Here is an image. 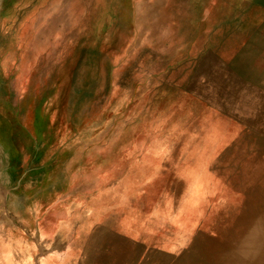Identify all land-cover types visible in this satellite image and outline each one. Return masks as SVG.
<instances>
[{
	"label": "rangeland",
	"instance_id": "rangeland-1",
	"mask_svg": "<svg viewBox=\"0 0 264 264\" xmlns=\"http://www.w3.org/2000/svg\"><path fill=\"white\" fill-rule=\"evenodd\" d=\"M259 151L264 0H0V235L33 264H78L76 215L126 199L138 229L111 264H201ZM179 165L191 205L165 214Z\"/></svg>",
	"mask_w": 264,
	"mask_h": 264
},
{
	"label": "bare ground",
	"instance_id": "bare-ground-1",
	"mask_svg": "<svg viewBox=\"0 0 264 264\" xmlns=\"http://www.w3.org/2000/svg\"><path fill=\"white\" fill-rule=\"evenodd\" d=\"M224 149L225 140L223 139L219 150ZM220 151L219 154L222 155L223 152ZM261 155H264V151L255 154L250 162H246L240 172L233 173L234 182L239 184L238 188L244 189V196L226 198L225 194H221L222 198L220 200L223 205L222 207L218 206L220 210L214 213L216 236H210L206 243L204 241L205 244L201 242L200 251H198L201 264L205 262V264H264V165L262 166V163H260L263 162L264 157ZM200 156L202 157L201 153ZM228 170L225 173V167L221 170L220 167L217 169L214 165V170L209 173L214 176V189L217 187L221 191L224 189L229 190L228 182L231 178L226 177ZM181 171L180 174L179 172L171 174V183L167 192H165V205L162 206L164 208L162 211L165 214L178 205H182L184 209L191 205V201L186 199L187 194L185 192L191 185L192 172L186 166L182 167ZM138 205L143 206L142 203L136 204V206ZM227 206L230 207V210H227ZM134 217V212H127L128 221L124 227L126 239L124 242H117L120 245L116 244L112 248L111 256L106 264L126 260L128 248L132 247V242H129L132 238L131 232L133 228L138 229V226H135L137 220L134 223ZM196 241L198 242V240ZM191 244V248L184 252L185 256L190 253L197 254L199 245L196 246L193 241ZM135 245L134 249L139 250V253L146 251V246H143L142 243L137 242Z\"/></svg>",
	"mask_w": 264,
	"mask_h": 264
},
{
	"label": "crops",
	"instance_id": "crops-1",
	"mask_svg": "<svg viewBox=\"0 0 264 264\" xmlns=\"http://www.w3.org/2000/svg\"><path fill=\"white\" fill-rule=\"evenodd\" d=\"M185 157L186 155L183 156ZM182 167L179 165L173 168L171 174H177L176 172H180ZM1 199L0 196V202ZM128 206H130L128 199L112 206L95 203L76 215L68 226L70 231L68 242L77 250L74 259L78 264H105L107 262L112 248L126 239L124 227L128 221ZM31 212L35 215L34 208ZM19 244L21 241L18 239L11 236L7 239L0 235V264L35 263L34 259L30 258L31 255L33 256V253H30L31 250L17 251L16 247L19 248ZM43 264L48 263L45 260Z\"/></svg>",
	"mask_w": 264,
	"mask_h": 264
}]
</instances>
